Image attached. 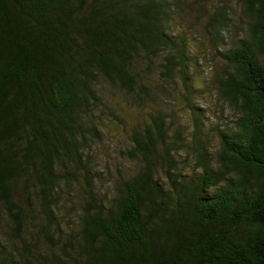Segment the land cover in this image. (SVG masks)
Returning a JSON list of instances; mask_svg holds the SVG:
<instances>
[{
	"label": "trees",
	"instance_id": "1",
	"mask_svg": "<svg viewBox=\"0 0 264 264\" xmlns=\"http://www.w3.org/2000/svg\"><path fill=\"white\" fill-rule=\"evenodd\" d=\"M243 2L218 77L237 118L208 130L181 0H0V264H264V0Z\"/></svg>",
	"mask_w": 264,
	"mask_h": 264
},
{
	"label": "rangeland",
	"instance_id": "2",
	"mask_svg": "<svg viewBox=\"0 0 264 264\" xmlns=\"http://www.w3.org/2000/svg\"><path fill=\"white\" fill-rule=\"evenodd\" d=\"M181 5L183 8L175 14L176 19L172 21V26L175 31L185 35L192 54L198 58V63L191 67L190 72H193L194 83L201 86L189 100L203 109L206 129L217 124L226 127L228 124H233L237 116L219 96L218 77L232 70V66L222 54L237 46L238 41L248 35L250 17L243 0H181ZM226 6L230 9L228 13L230 29L226 30L221 40L215 37V30L209 21L218 10ZM152 75L153 82H163L159 80L158 72L154 71ZM175 84L170 86L171 99H168L170 104L166 108L173 114L175 123L192 127L193 117L188 108V100L184 96L186 90L181 82ZM126 135L120 134L119 139L116 137L115 146L117 144L127 146ZM212 141L215 146L218 145L216 136ZM118 157L120 158L119 155ZM118 167L119 163L114 166L116 170Z\"/></svg>",
	"mask_w": 264,
	"mask_h": 264
}]
</instances>
